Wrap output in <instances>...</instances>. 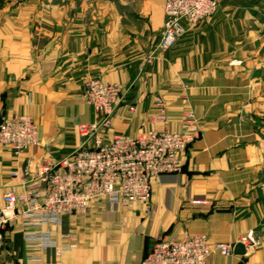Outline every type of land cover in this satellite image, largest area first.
Masks as SVG:
<instances>
[{"label":"crops","instance_id":"obj_1","mask_svg":"<svg viewBox=\"0 0 264 264\" xmlns=\"http://www.w3.org/2000/svg\"><path fill=\"white\" fill-rule=\"evenodd\" d=\"M164 1L118 14L102 12L103 2L94 0L100 8L93 13L80 3L72 14L70 0H0V123L26 114L40 133V144L19 158L0 147V211L7 191L42 195L46 187L31 181L36 169L82 144L78 126L94 120L83 92L91 78L126 88L106 144L150 129L159 96L168 104L165 127L179 131L190 109L202 131L182 155L181 171L154 183L148 204L96 199L85 215L42 225L56 245L47 250L27 244L17 218L0 264H139L163 233L237 245L249 232L257 247L207 264H264V137L256 127L264 110L262 1L223 0L201 24L182 23L176 45L147 64L160 41ZM72 237L77 246L67 248Z\"/></svg>","mask_w":264,"mask_h":264},{"label":"built area","instance_id":"obj_2","mask_svg":"<svg viewBox=\"0 0 264 264\" xmlns=\"http://www.w3.org/2000/svg\"><path fill=\"white\" fill-rule=\"evenodd\" d=\"M223 0H165V20L158 49L163 52L176 45L185 30L182 23L196 25L213 16ZM126 88L119 83L90 79L84 98L93 109L94 120L78 126L82 144L56 163L36 169L31 181L46 187L39 195L33 188L21 193L7 191L0 211V249L6 243V231L18 218L28 245L44 250L56 247L40 230L46 223L60 224L63 217L85 215L91 203L106 198L110 203L129 207L149 203L154 183L162 175L176 174L182 168V155L197 140L201 129L192 111L183 114L179 131L163 127L167 105L158 97L150 119L151 128L138 136H114L104 143L106 132L113 125V115L123 101ZM133 110V108H130ZM40 144L37 124L30 115L22 114L0 123V146L10 148L19 158L25 151ZM18 176V173H13ZM191 205H206L192 200ZM74 243L67 248L77 246ZM246 248L258 245L253 232L243 236ZM235 244L212 242L206 234H161L147 257L139 264H207L210 257H229ZM65 248H57L60 253Z\"/></svg>","mask_w":264,"mask_h":264},{"label":"rangeland","instance_id":"obj_3","mask_svg":"<svg viewBox=\"0 0 264 264\" xmlns=\"http://www.w3.org/2000/svg\"><path fill=\"white\" fill-rule=\"evenodd\" d=\"M94 1V0H70V4H69V8H70V11L72 14L76 13L77 9L79 8V5L80 3L82 4V7L86 10V13L87 14H91L94 12V10H96L97 8H100L99 6H97L96 4L94 5H91V2ZM96 1H100V4H104V6L101 8L102 9V12H117L118 14H130V13H139L141 10L144 9V3H146V1H150V0H96ZM102 1V2H101ZM152 3H153V0H151ZM157 0H155L156 2ZM262 1V6L260 9H257L256 13L257 15H262V19L264 20V0H261ZM165 3V1H164ZM67 2H65V6H66ZM148 11V9H147ZM163 12H164V20H165V11H164V5H163ZM148 13V12H147ZM212 17V16H211ZM209 17V18H211ZM207 18V19H209ZM205 19V20H207ZM205 20H203L202 22H204ZM202 22L196 24V25H199L201 24ZM164 24V22H163ZM189 25V24H187ZM190 26H195V25H190ZM262 27V30H263V37H262V44H263V48H264V21H263V24L261 25ZM185 30V28H184ZM162 31H163V25H162V30H161V34H160V40H161V36H162ZM185 33V32H184ZM160 43V41H159ZM159 43L157 44V47L155 49V52L154 54H152L150 57H148V59L146 60V63L147 64H151L153 63L154 59H156V57L161 54V53H164L163 51H161L160 49H158V45ZM168 51V50H167ZM262 60L264 61V51L262 53ZM262 72V79H263V83H264V68L260 71V73ZM91 79H94V78H91ZM101 79V78H99ZM90 80V79H89ZM88 80V81H89ZM102 80V79H101ZM87 81V82H88ZM86 82V83H87ZM120 84V83H119ZM86 85V84H85ZM124 86V85H123ZM84 89H85V86H84ZM84 92V90H83ZM263 93H264V90H263ZM160 97V96H159ZM158 98V97H156ZM155 98V99H156ZM155 99H154V113H155V110H156V105H155ZM163 99V98H162ZM164 100V99H163ZM164 102L166 103L167 105V115H168V104L167 102L164 100ZM263 109H264V106H263ZM131 110V109H130ZM186 111H192L190 109H187L183 112V114L186 112ZM195 116H196V120L198 122V125L200 127V121L196 115V113L194 111H192ZM153 113V114H154ZM182 119H183V116H182ZM167 121V120H166ZM166 124V123H165ZM165 124L163 125V127L167 130H169L167 127H165ZM181 125H182V121H181ZM256 127H257V130L262 132V136L264 137V110H263V115L261 117H258V121L256 122ZM201 129V127H200ZM171 131V130H170ZM202 135V131H201V134L199 136V138L201 137ZM198 138V139H199ZM197 139V140H198ZM196 141V140H195ZM194 141V142H195ZM0 147H4V146H0ZM189 149V148H188ZM263 175H264V170H263ZM137 204H143V203H137ZM148 204V203H147ZM120 206V205H119ZM122 207V206H121ZM165 234V233H163ZM168 235V234H167ZM159 236V235H158ZM1 250V249H0Z\"/></svg>","mask_w":264,"mask_h":264},{"label":"water","instance_id":"obj_4","mask_svg":"<svg viewBox=\"0 0 264 264\" xmlns=\"http://www.w3.org/2000/svg\"><path fill=\"white\" fill-rule=\"evenodd\" d=\"M245 252H246V248H245L241 243L235 245V247H234V253H235V254H240V255H242V254H244Z\"/></svg>","mask_w":264,"mask_h":264}]
</instances>
